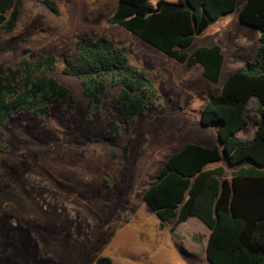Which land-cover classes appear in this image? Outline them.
Segmentation results:
<instances>
[{"label":"rangeland","instance_id":"1","mask_svg":"<svg viewBox=\"0 0 264 264\" xmlns=\"http://www.w3.org/2000/svg\"><path fill=\"white\" fill-rule=\"evenodd\" d=\"M14 1L15 28L0 33V74L26 49L53 55V76L72 92L75 107L53 105L49 117L22 116L0 128V264H95L101 257L111 264H209L208 229L195 217L161 226L142 193L166 157L186 143L221 146L216 127L201 126L200 110L210 95L220 94L230 68L210 82L199 67L178 63L110 24L117 0H52L57 14L43 0ZM244 2L237 0L228 21L236 20L231 28L255 50L258 30L238 21ZM216 34L209 29L185 52L211 45ZM83 36L124 48L130 65L151 80L155 105L131 127L113 104L116 90L107 91L99 115L87 116L80 81L62 73L63 60L74 55V43ZM246 117L237 134L241 140L256 130L253 99ZM111 119L121 126L116 142L103 138Z\"/></svg>","mask_w":264,"mask_h":264},{"label":"trees","instance_id":"2","mask_svg":"<svg viewBox=\"0 0 264 264\" xmlns=\"http://www.w3.org/2000/svg\"><path fill=\"white\" fill-rule=\"evenodd\" d=\"M42 4L57 14L52 0ZM237 0H117L108 22L119 26L187 67L201 66L203 78L219 81L224 56L219 45L185 52L221 16L235 11ZM16 1L0 0V33L17 21ZM240 23L258 30V47L250 60L229 73L221 92L210 95L200 110V124L216 127L219 146L186 143L166 157L142 193V201L160 222L174 227L195 217L209 231L205 257L209 264H264V0H245ZM1 50V48H0ZM62 73L80 81L86 115H99L109 89L126 128L150 105L155 89L147 75L130 65L126 50L109 39L80 37ZM55 58L24 50L0 74V128L13 119L49 117L53 105L75 107L72 92L53 76ZM257 103L256 130L242 141L246 108ZM121 126L108 120L103 138L116 142ZM130 140L124 146L128 148ZM95 264H111L106 257Z\"/></svg>","mask_w":264,"mask_h":264},{"label":"crops","instance_id":"3","mask_svg":"<svg viewBox=\"0 0 264 264\" xmlns=\"http://www.w3.org/2000/svg\"><path fill=\"white\" fill-rule=\"evenodd\" d=\"M231 15H232V13H230L228 15L221 16L215 23L210 25L203 32V33H205L207 31H209V29H210V31H212V30L218 31V34H216L217 39H215L211 45H202V46H212V45L217 44L221 47V51H222V54L224 56L222 69H223V67L227 66L231 70L229 73H231L232 71H234L235 69L240 67L242 65V63L244 61H246V58L251 56L250 55L251 53L255 54V52L257 50V47H255V50L253 49V47H252L253 42L248 41L245 37H242L241 34H237L236 32L233 31L234 29L231 28V25H233L236 22V20L234 19L233 23L230 24V21H228V20L230 19ZM238 21H239V19H238ZM239 23H240V21H239ZM240 24H242V23H240ZM258 34H259V32H258ZM258 37H259V35H258ZM258 37L257 36L255 37L256 42H258ZM199 47H201V46H199ZM239 52L240 53L244 52V55L243 56L239 55ZM195 66L199 67L200 72H202L201 66H199V65H195ZM242 141H247V140H242ZM208 234H209V231H208Z\"/></svg>","mask_w":264,"mask_h":264}]
</instances>
